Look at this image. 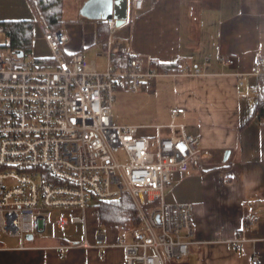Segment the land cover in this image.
I'll return each instance as SVG.
<instances>
[{
    "label": "crops",
    "instance_id": "0c3cea01",
    "mask_svg": "<svg viewBox=\"0 0 264 264\" xmlns=\"http://www.w3.org/2000/svg\"><path fill=\"white\" fill-rule=\"evenodd\" d=\"M84 1L63 0L59 29L66 41L61 53L68 59L81 52L96 70L103 71L109 61L103 53L109 39L108 26L102 18L80 14ZM65 2L75 6L77 17L72 20H64ZM31 9L42 36L39 22L43 16L37 17ZM0 14L4 20H33L10 15L1 6ZM34 24L33 20L32 44ZM113 38L122 40L127 52L110 60L125 65L130 50L148 58L159 71L138 91H131L137 99L144 95L149 102L158 103V121L118 122L114 103L120 101L119 95L124 100L122 95L130 92L120 85L111 109L113 122L136 125L142 136H153L156 125H161L159 133L163 136L180 135L182 131L192 134L200 139L205 154L200 171L174 173L164 190V202L192 205L191 239L195 241L187 257L166 264H251L253 256L264 264V117L254 109L255 92L251 100L245 97L264 74V62L255 63L264 57V0H141L139 10H133L132 0H127L126 18L117 24ZM231 52L237 55L234 63H223L222 57ZM23 57L41 63L39 60L52 56L28 58L23 53ZM153 62L179 63L180 67L176 71L159 70ZM174 107H182L183 112L172 117L170 110ZM169 122L183 124V129L175 126L171 130ZM85 213L81 236L72 242L54 233L33 235L31 239L5 235L16 240L5 244L0 238V264H124L122 248L107 244L125 237L121 233L127 231L112 224L99 229L97 226L103 223L93 206ZM254 216L257 221L247 224V219ZM125 238L130 239V234ZM238 238L244 240L236 247L232 240ZM84 240L90 245H81ZM66 244L72 246L63 252L57 249Z\"/></svg>",
    "mask_w": 264,
    "mask_h": 264
},
{
    "label": "built area",
    "instance_id": "2783aa9c",
    "mask_svg": "<svg viewBox=\"0 0 264 264\" xmlns=\"http://www.w3.org/2000/svg\"><path fill=\"white\" fill-rule=\"evenodd\" d=\"M132 8L141 9V0H132ZM100 20L109 32L103 52L109 61L103 71L81 52L63 58L64 32L51 29L43 19L39 28L52 52L51 66L0 44V236L39 237L50 221L60 230L73 223L85 227V212L94 200L126 194L134 204L137 225L130 239L119 237L107 246L122 248L124 264H166L187 257L195 241L192 205L164 202V190L174 173L200 171L205 154L192 134L163 136L161 125H156L153 136H142L136 125L113 122L116 88L136 92L159 71L130 50L125 65L110 60L127 49L113 38L116 21ZM236 56L231 52L221 61L233 64ZM263 62L264 57L255 61ZM254 92L250 88L245 97L251 100ZM181 112L182 107L170 110L172 117ZM167 126L183 129L174 122ZM256 221L254 216L247 224ZM243 240L232 243L237 247ZM81 245L90 244L84 240ZM71 246L57 249L63 252ZM251 264H259L256 256Z\"/></svg>",
    "mask_w": 264,
    "mask_h": 264
},
{
    "label": "trees",
    "instance_id": "16d2710c",
    "mask_svg": "<svg viewBox=\"0 0 264 264\" xmlns=\"http://www.w3.org/2000/svg\"><path fill=\"white\" fill-rule=\"evenodd\" d=\"M28 2L37 17L41 14L51 29H59L62 20L63 0H28ZM0 24L4 29V47L11 51H22L24 55L29 54L32 46L33 20H4ZM39 62L53 64L54 60L51 57L39 60ZM153 65L159 70L166 71H176L180 67L179 63L159 64L153 62ZM253 105L257 115L264 114V74L259 76L255 86ZM92 206L98 210L103 224H112L125 231L133 229L137 225L134 204L126 194L109 200H94Z\"/></svg>",
    "mask_w": 264,
    "mask_h": 264
},
{
    "label": "rangeland",
    "instance_id": "374dc122",
    "mask_svg": "<svg viewBox=\"0 0 264 264\" xmlns=\"http://www.w3.org/2000/svg\"><path fill=\"white\" fill-rule=\"evenodd\" d=\"M0 6L4 7L6 12L10 15H21L22 17H33V20L35 22L34 24V31L35 36L32 44V49L29 54H27L28 58H36V57H49L52 56V52L48 47V44L41 36V33L38 29V25L36 20L34 19V14L32 12V9L30 7V4L27 0H10V1H2L0 0ZM28 15V16H26ZM75 17H77V13H75V6L70 4L69 2H65V13H64V20H72ZM4 20L0 14V21ZM5 43V38L3 34H0V44L3 45ZM130 91V90H129ZM132 92H127L123 94L122 96L125 97L124 100H122V97L120 99V95L118 96L119 102L114 103V109L113 113H118V122L121 123H151L154 124L158 120L156 119V110L159 108V105L157 102H149V99L146 98L144 95L141 98L133 97L131 96ZM117 99V96H116ZM116 121V119H115ZM118 157L123 160V154L121 152H118ZM92 210H94L92 208ZM91 210V211H92ZM59 212L56 210L52 213L51 219H53V216L55 213ZM88 227V221L87 225ZM99 229L105 228L104 224L97 226ZM79 229L78 232H76V229ZM83 229V226L81 223L77 224L76 226H72L70 230H59L55 227L52 221L49 222L47 225V229L44 231L45 236H48L50 233H54L57 235H63L66 239H68L70 242L78 239V236H81V230ZM75 229V230H74ZM133 229L126 230L128 234H124L122 231L121 235L128 237L129 234L132 232ZM2 241H4L5 244H11L16 239H9L5 237V235H1L0 237ZM36 241L40 242L39 239H36Z\"/></svg>",
    "mask_w": 264,
    "mask_h": 264
},
{
    "label": "water",
    "instance_id": "95a60500",
    "mask_svg": "<svg viewBox=\"0 0 264 264\" xmlns=\"http://www.w3.org/2000/svg\"><path fill=\"white\" fill-rule=\"evenodd\" d=\"M84 17L91 19L115 18L116 24H120L126 18L127 0H85L79 10ZM18 56H23L22 51H17ZM31 239L32 235L26 234Z\"/></svg>",
    "mask_w": 264,
    "mask_h": 264
}]
</instances>
